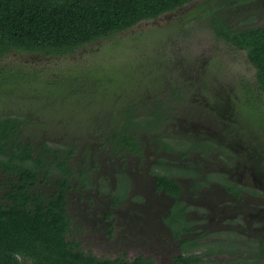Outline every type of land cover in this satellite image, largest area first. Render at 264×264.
I'll use <instances>...</instances> for the list:
<instances>
[{"label": "flooded vegetation", "instance_id": "1", "mask_svg": "<svg viewBox=\"0 0 264 264\" xmlns=\"http://www.w3.org/2000/svg\"><path fill=\"white\" fill-rule=\"evenodd\" d=\"M255 81L190 90L155 77L142 98H112L82 146L26 142L35 161L23 164L37 172L29 189L60 200L66 241L101 260L264 264V90ZM14 177L0 169L3 203ZM111 240L135 252L94 253Z\"/></svg>", "mask_w": 264, "mask_h": 264}, {"label": "rangeland", "instance_id": "2", "mask_svg": "<svg viewBox=\"0 0 264 264\" xmlns=\"http://www.w3.org/2000/svg\"><path fill=\"white\" fill-rule=\"evenodd\" d=\"M211 9L234 29L264 25V0H194L68 54L12 51L0 57V116H26L21 129L24 143L65 146L76 138L82 146L84 129H90L87 136L98 133L93 119L111 100L142 98L143 87L155 77H165L172 85L184 83L190 90L224 83L239 87L242 80L250 83L254 68L243 50L232 49L217 35ZM187 75H216L223 83L185 80ZM186 96L182 95V104L188 107L191 99ZM98 135L103 137H94ZM78 150L75 162L80 159ZM113 242L123 241L111 240L94 253L113 257L135 252Z\"/></svg>", "mask_w": 264, "mask_h": 264}, {"label": "trees", "instance_id": "3", "mask_svg": "<svg viewBox=\"0 0 264 264\" xmlns=\"http://www.w3.org/2000/svg\"><path fill=\"white\" fill-rule=\"evenodd\" d=\"M194 0H0V57L12 51L64 55L93 41L129 29L140 21ZM218 36L232 49L243 50L264 90V25L234 29L211 9ZM21 120L0 116V169L16 173L6 202L0 201V264H140L99 259L73 248L65 239L63 203L29 189L36 166L22 141ZM23 149L16 151L15 149ZM39 162V160H37ZM22 258V259H20Z\"/></svg>", "mask_w": 264, "mask_h": 264}, {"label": "water", "instance_id": "4", "mask_svg": "<svg viewBox=\"0 0 264 264\" xmlns=\"http://www.w3.org/2000/svg\"><path fill=\"white\" fill-rule=\"evenodd\" d=\"M192 2V1H191ZM188 3H190V2H188ZM188 3H186V4H188ZM185 5V4H184ZM183 6V5H182ZM182 6H180V7H178V8H176L175 10H173V11H176L177 9H180V8H182ZM173 11H169V12H166V13H163V14H168V13H170V12H173ZM162 15V14H161ZM160 16V15H159ZM158 16V17H159ZM157 18V17H156ZM153 19H155V18H153ZM228 26V25H227ZM229 27V26H228ZM216 31V30H215ZM217 33V32H216ZM217 35H218V33H217Z\"/></svg>", "mask_w": 264, "mask_h": 264}]
</instances>
